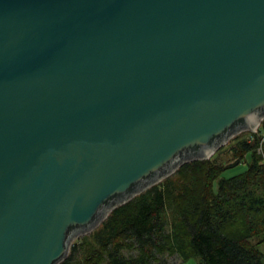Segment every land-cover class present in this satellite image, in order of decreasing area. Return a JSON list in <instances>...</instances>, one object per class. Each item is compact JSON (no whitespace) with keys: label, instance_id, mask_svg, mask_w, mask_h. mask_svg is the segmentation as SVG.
Returning <instances> with one entry per match:
<instances>
[{"label":"water","instance_id":"95a60500","mask_svg":"<svg viewBox=\"0 0 264 264\" xmlns=\"http://www.w3.org/2000/svg\"><path fill=\"white\" fill-rule=\"evenodd\" d=\"M264 117V0H0V264H58Z\"/></svg>","mask_w":264,"mask_h":264},{"label":"trees","instance_id":"16d2710c","mask_svg":"<svg viewBox=\"0 0 264 264\" xmlns=\"http://www.w3.org/2000/svg\"><path fill=\"white\" fill-rule=\"evenodd\" d=\"M251 136L229 147L235 157L248 155L242 172L221 176L237 161L228 166L216 158L182 163L114 206L58 264H168L165 254L196 257L197 264H264L258 247L264 242V162L257 134ZM167 207L170 221L164 217Z\"/></svg>","mask_w":264,"mask_h":264},{"label":"rangeland","instance_id":"374dc122","mask_svg":"<svg viewBox=\"0 0 264 264\" xmlns=\"http://www.w3.org/2000/svg\"><path fill=\"white\" fill-rule=\"evenodd\" d=\"M251 132L252 131H248L247 133H244V134H241V135H237V137L234 136L236 138L232 137L231 139H229L227 141V143H225L222 147H220L218 150H216L209 157V158H216L219 162H221L223 165H226V166L232 165V164H234L237 161V164H234V165H232L230 167L225 168L222 171L221 176L229 177V176L236 175V174L242 172L243 170H245V168L247 166L248 155H244V156H241V157H235V156H233L232 152L229 150V147L231 145H233L237 139H241V138L248 139V138H251L252 137L251 136ZM263 152H264V148H263ZM260 156L262 157L261 154H260ZM203 159H208V158H203ZM176 169L172 173H174L176 171ZM172 173L168 174L167 176L171 175ZM160 180H162V179H160ZM164 217L166 218L167 221H170L173 218L172 211H171V209L169 207H167L165 209ZM98 225H96V226H98ZM92 230L93 229L90 228V229H87L86 231H78L77 233H75L73 235V237L71 238L70 242H69V249H70V246L72 245V243L74 241L79 239L82 235L90 233ZM258 247L264 253V242L259 244ZM68 252H69V250H68ZM164 256H165L164 257V261L166 263H168V264H197V261H198V258H196V257H190V258H188L186 260H182V259H179V257H177L176 255H172L171 256L169 254H165Z\"/></svg>","mask_w":264,"mask_h":264},{"label":"built area","instance_id":"2783aa9c","mask_svg":"<svg viewBox=\"0 0 264 264\" xmlns=\"http://www.w3.org/2000/svg\"><path fill=\"white\" fill-rule=\"evenodd\" d=\"M264 119V117L261 119V121ZM260 123L258 124V126H256L254 128V130L252 132H255L257 134V138H258V152L262 155V161L264 162V152H263V148H264V128H260Z\"/></svg>","mask_w":264,"mask_h":264}]
</instances>
